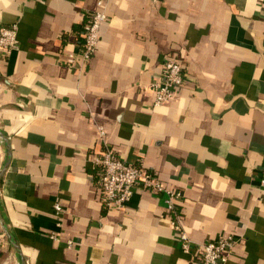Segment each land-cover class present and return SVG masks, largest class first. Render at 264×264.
<instances>
[{"label":"crops","instance_id":"obj_1","mask_svg":"<svg viewBox=\"0 0 264 264\" xmlns=\"http://www.w3.org/2000/svg\"><path fill=\"white\" fill-rule=\"evenodd\" d=\"M94 10L107 18L80 64ZM11 24L19 47H0V264H202L198 244L226 235V264H264V0H0V26ZM169 54L185 80L155 105ZM98 125L120 158L183 192L190 252L162 194L137 188L104 204Z\"/></svg>","mask_w":264,"mask_h":264},{"label":"built area","instance_id":"obj_2","mask_svg":"<svg viewBox=\"0 0 264 264\" xmlns=\"http://www.w3.org/2000/svg\"><path fill=\"white\" fill-rule=\"evenodd\" d=\"M106 18L107 14L103 10H94L88 15L79 48L80 64L88 63L94 55L99 43L101 23ZM0 47L8 52L19 47L15 24L0 26ZM185 72V67L175 55H167L162 75L151 83L156 93L155 105H161L171 98L175 88L183 84ZM98 133L103 146L94 154L93 162L96 182L102 190L104 204L120 206L131 199L137 188L152 189L162 194L171 222L178 233L181 248L184 252H190L194 243L183 225V192L164 183L156 172L147 169L141 162L130 163L120 158L117 151L105 141L106 131L102 125H98ZM260 185L264 190V172L260 177ZM54 208L57 213L62 211L59 202H55ZM234 243L235 238L232 235L199 243L202 264H226Z\"/></svg>","mask_w":264,"mask_h":264}]
</instances>
